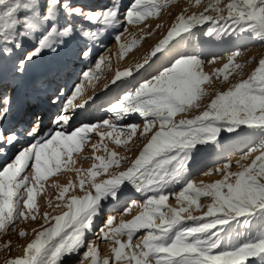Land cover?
<instances>
[{"label":"snow or ice","instance_id":"snow-or-ice-1","mask_svg":"<svg viewBox=\"0 0 264 264\" xmlns=\"http://www.w3.org/2000/svg\"><path fill=\"white\" fill-rule=\"evenodd\" d=\"M121 7L122 0H110L107 7L95 11L73 5L72 0H0V51L12 54L24 50L15 65V71L22 75L43 53L63 51L60 46L67 45L76 35L97 42L102 30L118 29L125 24L123 31L114 37L119 43L128 30L126 25L158 16L169 4L163 0H133L123 12ZM207 11L216 15L179 14L142 64L134 69L117 70L111 81L114 85L122 81L117 87L123 94L110 103L107 111L114 114L116 121L125 120L130 114L142 118L140 139L146 143L131 166L109 173L111 168H120L124 158L118 159L115 151L107 160L95 156L99 164H94L88 173L90 189L94 191L88 190L83 197L74 196L65 202L68 210L62 214L50 216L44 212L40 217L43 230L27 244L23 257L12 258L7 264H72L81 255L91 258L92 264H111L109 258L100 257L98 247L89 239V233L93 232L96 238L102 234L104 241L113 245L114 264L122 261L124 264H248L250 260L253 264H264V59L247 79L213 95L204 87L212 83L204 65L218 57L205 61L199 54L184 50L189 41H195L198 47L200 36L210 38L213 43L248 38L264 47V0H231L226 4L215 0L205 8ZM204 25L207 27L193 31ZM28 44L32 47H27ZM136 45L135 39L131 46L121 44V58ZM241 51H233L229 62L215 72L218 80L228 82L232 72L245 67L235 62ZM75 55L83 61L93 57L87 45ZM108 61L106 55H101L95 58L94 67L81 72L82 82L74 85L71 94L65 97L47 135L39 113H21L20 123L25 125L23 135L27 138L23 147H18L21 140L17 129L6 127L9 116L16 111L13 97L0 96V156L7 157L8 150L16 148L10 162L0 166V232L15 231L20 222L29 218L37 220L34 212L37 196L49 177L62 170L81 173L70 165L74 163L73 153L82 151L89 133L98 128L111 129L98 133L100 144L93 145L94 151L103 145L105 137L115 135L118 146L136 137L141 129L137 123L118 127L110 118L79 127L70 124L79 115L76 110L88 103L75 101L93 80L100 78L102 65ZM134 72L139 75L134 77ZM62 95L61 92L49 100L58 104ZM204 99H209L210 104L200 115L174 119L179 113L200 109L199 102ZM126 130L127 140L122 141L119 137ZM221 133L230 134V139L253 141L241 160H247L257 151L260 154L248 165L237 161L236 166L241 170L236 173L230 171L231 158L226 156L223 164L214 169L223 178L197 185L189 165L195 164L201 153L222 154ZM103 147L107 150L106 145ZM103 174L110 178L96 182V177ZM70 185L75 187L71 182ZM84 185L81 179V191H85ZM52 187L59 189L61 185ZM69 190V186H64L57 201H64ZM129 191L139 194L143 203L130 201L121 215L131 212L133 206H139L142 212L117 227H112L115 215H109L95 230L96 219ZM170 196L175 197L179 208L169 206ZM201 197H210L212 203L203 216H195L193 206L195 211H200ZM48 207L55 211L61 204L53 208L49 203ZM185 220L195 223L186 224ZM142 229L147 230L138 237L142 243L133 246L134 234ZM25 235V231L19 232L20 237ZM129 249L132 250L126 251Z\"/></svg>","mask_w":264,"mask_h":264},{"label":"rangeland","instance_id":"rangeland-1","mask_svg":"<svg viewBox=\"0 0 264 264\" xmlns=\"http://www.w3.org/2000/svg\"><path fill=\"white\" fill-rule=\"evenodd\" d=\"M98 1L100 0H72V3L73 5L83 4L85 9H93L95 6L98 9H102L107 7L110 3V0L100 3H98ZM132 2L133 0H122L121 12H123ZM163 2H167L169 7L161 10L158 16H150L142 23L126 25L128 30L123 33L119 43L115 41L114 37L118 32L123 31L125 24H122L118 29L102 30L100 39L97 42L86 41L83 37L76 35L68 42L67 45L60 46L63 48V51H59L57 53H43L35 60V62L30 64L25 73L22 75L15 71V65L19 58L24 54V50L22 49L18 52L14 51L12 54L0 51V86L7 85L8 90H10L7 94L13 97L16 106V111L9 116L6 127H15L17 129L21 140V144L18 147L27 145V138L23 135L24 132L19 130V128L23 125V123L19 122L21 120V113L25 111L29 114L35 112L39 113L43 118L42 114L44 111L38 106L41 104V102H39L41 98L40 95L43 93L44 95L50 94V97H54L62 92L63 95L61 96V101L57 106H54L52 103L47 104L48 110L43 119L42 125L44 127V134L47 135L48 131H51L53 127L51 121L63 106L65 97L71 94L74 85L82 82L81 72L87 68L94 67L95 58L101 55H106L109 58V61L102 65L101 71L103 74L100 78L98 80H93L92 85L86 87L83 95L78 97L75 101V103H81L82 101L87 100L88 103L84 108L76 110L79 115L74 117V120L71 121L70 124L73 127H79L82 124H96L105 119L111 118L118 127L126 123H137L141 125V129H138L136 137H133L128 143H122L118 146L115 143V135L111 138L105 137L103 145L107 146V150H105L103 145H101L98 150L94 151L93 145L100 144V137L98 135L99 132L111 131V129L98 128L96 131L89 133V138L87 142L83 144L82 151L73 153L74 163L70 165L73 169H80L81 173L78 175L74 170H62L61 172L49 177L43 182L44 188L40 190V194L37 196V209L34 210L37 215V220L33 221L29 218L27 221L20 222L19 227L15 231L0 232V264H7V262L12 258L23 257L25 255V248L27 244L35 239V235L38 231L43 230L41 228L43 221L40 217L44 212H48L50 216L62 214L68 210L64 207L65 202H69L74 196L83 197L85 192L88 190L94 191V189H90L91 177L88 173L93 168L94 164H99V161L95 160V156H101L107 160L110 157V153L115 151L118 159L124 158L121 159L120 168L109 169V173H112L126 170L139 155L144 143H146V141H142L140 139V131L143 126L142 118H140L138 114H130L125 120L116 121L114 119V114L107 111L110 103L116 102L119 96L123 94V90L117 87V85L121 84L122 81H117V84L115 85L111 83L112 79H114L116 71H124L129 68L134 69L136 65L142 64L145 57L150 55L151 50L166 36L179 14L183 13L185 17L192 15L193 13L197 15L201 13L204 15H216V13L212 11L205 12V8L214 3L215 0H199V3L198 0H163ZM228 2H231V0H222L223 4ZM21 15H23V13H21ZM123 19V16H121V20ZM157 25H160V27H157ZM202 27H207V25L197 26V28L193 29V31H200ZM134 39L137 41V45L133 47L132 51L127 52V54L121 58L120 45L124 44L126 47L131 46V42ZM86 45L89 49H91L93 57L83 61L82 58L77 57L75 53ZM0 46H2V44H0ZM27 47L30 48L32 45L28 44ZM198 48L199 50H197ZM236 49H241L242 51L241 54L236 57L235 62L243 64L245 67L232 72L229 75L228 82L218 80L215 76V72L223 69V66L229 62L228 58ZM184 50L191 54H199L205 59V61L211 60L212 56L218 57L215 62L205 63L204 65V71L212 77V83L205 85L204 87L210 92V94L213 95L216 91H226L230 86L247 79L253 73L255 68L258 67L259 61L264 59V47L259 46L258 41L248 38L240 41H230L228 43H213L210 41V38L200 36L198 47L196 46L195 41H189ZM76 60L80 62V66H77L78 62ZM65 72H72L74 77L64 81V78L69 77L64 74ZM138 75V73H133L134 77ZM49 76L54 80L52 88L46 86ZM105 85H107V88ZM199 103L201 105L200 109H193L187 113H179L174 119L179 121L180 119H191L200 115L202 111L205 110V106L210 104V100L204 99ZM33 106L38 107V111L32 112ZM23 128H25V125ZM155 130L156 129H153V131ZM151 134L152 133H149V136H151ZM229 136L230 134L221 133V138L224 140V150L222 154L201 153L199 157H197L195 164L190 163L189 167L195 173L193 175V180L197 185H200L202 182L208 184L221 180L223 177L215 173L214 169L223 164L226 156L231 158L232 166L230 171L236 173L241 170L236 166L237 161H240L243 165H248L257 155L260 154L259 151H257L252 153L247 160H241V155L247 151L253 141L241 138L230 139ZM119 138L122 141L127 140V130L125 135L120 136ZM9 151L7 157L0 156V166H3L6 162H10V158L16 151V148L10 149ZM201 171L212 172V174L201 175ZM107 178H110L108 174L97 176L96 182H100ZM81 179L85 181V191H81L79 187ZM70 182L75 185L74 188L71 187ZM54 184L61 185V188H53L52 185ZM64 186H69L70 190L65 196L64 201H57L56 197L59 195V192ZM179 190L180 186L178 185L176 188L177 193ZM133 200H136L137 204L143 203V198L140 197L139 194L132 191L127 192L118 203L110 205L104 214L96 219L95 230L99 229L100 224L103 223L109 215H115L117 220L114 222L112 227L119 226L122 221L130 222L133 220L135 216L142 212V208L139 206H134L131 212L121 215L123 208H125L128 203ZM49 203L52 204L53 208H55L57 203H60L61 207L56 208L55 211H53L52 208L48 207ZM120 203L123 205L118 208L117 206ZM210 203H212L210 197H201L200 211H195V206H193L192 214L195 216H203L207 211L208 204ZM168 204L173 208L180 207L174 196H170ZM185 206H187L186 202ZM184 215L186 216L187 214ZM184 223L193 224L195 222L185 220ZM45 226L48 227L51 225L49 224ZM21 230L26 232V235L23 238L19 236V232ZM146 231L147 230L142 229L134 234L132 241L133 246L137 243H142V241L138 240V237ZM89 239L93 240L95 245L98 247L100 257L109 258L111 264H114V256L111 251L113 245L111 242H105L102 234L100 238H96L94 232L89 233ZM123 239L126 240V237ZM9 241L11 242L10 244ZM131 250L132 249L126 251ZM81 251L83 252L84 250L82 249ZM80 261H82L83 264H92L91 258H85L82 255L74 258L72 264H78ZM121 264H124V262L122 261ZM248 264H253L252 260H250Z\"/></svg>","mask_w":264,"mask_h":264},{"label":"bare ground","instance_id":"bare-ground-1","mask_svg":"<svg viewBox=\"0 0 264 264\" xmlns=\"http://www.w3.org/2000/svg\"><path fill=\"white\" fill-rule=\"evenodd\" d=\"M93 1V0H92ZM106 0H100V1H98V3H100V2H105ZM108 1V0H107ZM95 2V1H94ZM97 4V3H96ZM76 5H80V6H82L83 7V4H76ZM89 9V8H88ZM93 11H95V10H98V8L95 6V8H93L92 9ZM246 42V41H245ZM251 43V42H250ZM249 43V44H250ZM255 43V42H254ZM247 45V44H246ZM245 46V45H244ZM201 48V47H200ZM243 48V47H242ZM197 50H199V48L197 49ZM203 51V50H202ZM201 51V52H202ZM198 52V51H197ZM203 53V52H202ZM77 61V60H76ZM68 62V61H67ZM66 62V63H67ZM74 62V61H73ZM78 62V63H77ZM76 63H77V66H80L81 64H80V62L79 61H77ZM69 63H71V62H69ZM65 64V63H64ZM67 65V64H66ZM72 65H73V63H72ZM75 66V65H74ZM63 69V68H62ZM66 76L68 75L69 77L68 78H64V81L65 80H68L69 78H73L74 76H73V73L72 72H70V73H67V72H65L64 73ZM64 76V75H63ZM82 81V80H81ZM33 82V81H32ZM64 83V82H63ZM6 85V84H5ZM53 85H54V80H53V78L52 77H48V80H47V84H46V86L48 87H53ZM67 86V85H66ZM31 87V86H30ZM64 88H66V87H64ZM32 89V88H31ZM0 90H1V92H0V96H3L4 94H7L8 93V91H10V90H8V87H7V85L6 86H0ZM41 96V98H40V101L39 102H41V104L40 105H38L41 109H43V111H44V113L42 114L43 115V119H44V117L46 116V114H47V104L48 103H51L50 102V100H49V97H50V94H46V95H44L43 93H42V95H40ZM59 104V103H58ZM58 104H53L54 106H57ZM21 107V106H20ZM21 109V108H20ZM19 111V110H18ZM34 111H38V107H36V106H33V110H32V112H34ZM35 113V112H34ZM19 115V114H18ZM17 118V117H16ZM21 119V118H20ZM20 122V121H19ZM23 126H24V124L19 128V130L20 131H22V132H24V128H23ZM9 151V150H8ZM10 152V151H9ZM133 201H136V200H133ZM137 202V201H136ZM123 204L122 203H120L117 207L118 208H120L121 206H122ZM134 207V206H133ZM117 208V209H118ZM116 209V210H117ZM124 209V208H123ZM115 221H117V220H115Z\"/></svg>","mask_w":264,"mask_h":264}]
</instances>
